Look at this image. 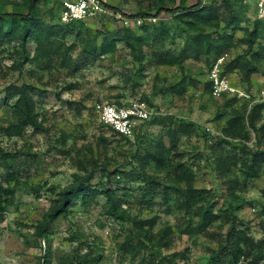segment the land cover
Segmentation results:
<instances>
[{"label": "rangeland", "instance_id": "rangeland-1", "mask_svg": "<svg viewBox=\"0 0 264 264\" xmlns=\"http://www.w3.org/2000/svg\"><path fill=\"white\" fill-rule=\"evenodd\" d=\"M217 1L103 0L107 12L69 25L71 32L60 33L46 45L30 41L27 46L34 59L25 64L20 37L9 41L0 35V127L15 121V98L6 101V89L23 84L33 87L44 126L41 132L32 127L12 135L0 131V146L10 154L0 159V178L15 188L0 214V264H76L77 252L97 259V264H264V162L250 175L248 156L264 152V112L256 127L245 116L249 103L264 88V61H254L260 71L249 80L241 69L230 73L249 98L213 97L207 89L209 69L220 53H208L206 44L196 53L187 41L196 33L217 38L224 23L216 30L197 21L192 26L189 19L177 17L185 9L174 12L177 7ZM233 3L238 15L256 20L251 8L238 0ZM62 5L63 0H40V22L63 25ZM159 8H163L160 20L153 25H166L169 37L129 46L125 29L130 27L136 36L145 33L141 26L123 25L116 14H155ZM0 9L28 12L25 0H0ZM243 34L237 31L221 51L229 54V61L252 58L241 41ZM105 36L115 39V50L91 54ZM260 40L264 43V28ZM145 96H150L155 114L141 141L127 142L99 120V104H122ZM237 112L244 117L237 120ZM232 120L240 130L237 137L225 132ZM179 164L193 175L195 187L211 190L207 202H214L219 219L205 233H183L192 230L199 217L177 201V186H187L174 173ZM144 174L157 180L153 197L143 195ZM77 177L98 189L104 187L101 184L112 185L125 215L148 223L135 226L129 218L110 217L106 196L100 193L95 198L78 197L69 212L38 236L37 226L56 204L59 192ZM167 227L172 232L164 244L146 238H160ZM231 228L251 239L247 256L239 261L218 254ZM128 240L133 246L143 240L147 246L128 251ZM215 255L219 260L213 259Z\"/></svg>", "mask_w": 264, "mask_h": 264}, {"label": "trees", "instance_id": "trees-1", "mask_svg": "<svg viewBox=\"0 0 264 264\" xmlns=\"http://www.w3.org/2000/svg\"><path fill=\"white\" fill-rule=\"evenodd\" d=\"M39 1L40 0H25L26 7L28 8L27 13L19 11L12 13L2 12L0 9V35H2V39L7 38L9 41L14 40L17 36L20 37V39L22 40L21 44L23 46V50L21 52L22 64H25L34 59V57H31V52L27 46L30 41L46 45L52 39L56 38L60 33H64L65 31L71 32L69 25L77 21H82L76 20L70 23L62 22L63 25L65 24L66 26L50 25L44 22H40ZM238 1H240L241 4L245 6V8H248V5L242 2V0ZM110 9L114 10L115 12L117 11V8ZM162 9L163 8H159V10L155 14L141 12L134 14L131 17H142L148 15L158 16L160 13H162ZM184 9L185 11L181 14H178L177 17L181 19H189L188 22L192 26H194V21H197L202 25L216 30L221 28L222 24L224 23V26L222 28L223 30L217 38H213L210 33H202L203 35L196 33L197 35H193L192 38L187 41L189 42L188 45L190 49H192L196 53H199L202 49L205 48L203 45L206 44L208 53H220V56L221 54L225 53H221V51L226 45L231 44L236 32L243 31L244 34L241 41L248 45L249 52L252 54V58L243 57V59H241V57H237L234 60L226 63L224 72L226 74H230L234 70L241 69L245 73L246 79L249 80L253 73H257L260 71V68L255 64L254 61H264V43H262L260 40L261 34L263 33L264 22L257 19L252 21L250 20V18H247L248 16L246 15H238L235 11L233 0H219L210 5H202L201 2H198L197 4H193L190 7H177L174 12H180ZM129 28L130 27L124 30L126 43L134 48L136 47V45L143 46L146 43L149 44L151 38L153 39V42L156 43V41L158 40L163 41L164 39L169 37V30L167 26L163 24L159 27H154L153 23L143 24L140 29H142L145 34H143L142 36H136L133 30ZM152 36H156V38L154 39ZM256 44H258L257 48L254 49ZM97 47L98 46H96L92 50L91 54H107L115 50L116 41L115 39H111L110 36H105L104 42L101 44V47L98 50ZM166 56L170 57L172 55L167 53ZM219 56H217L214 60H216ZM169 62H171V60H169ZM207 89L213 96L212 82L210 79L207 82ZM12 98H15L12 107V113L15 116V121L9 122L7 126H1L0 131L2 133H7L10 135L14 133H20L26 127H32L37 132L44 131V126L39 120L38 114L36 112L35 100L33 97V87L29 84L9 86L6 89V101ZM223 98H228L235 101L240 100L234 96H223ZM142 99L145 100L150 107H152L149 100L150 96H145ZM263 112L264 103H257L249 108V111H247V114L245 116H248V119L250 118L251 125L256 127L257 120ZM235 116L237 117V120L244 117V115H242L240 112H237ZM149 121L153 122V118L148 120L143 125V131L138 133L135 142L141 141L143 132L145 131L146 125ZM238 131L240 130L238 126H235V121H229L227 127L225 128V132L232 137H237L239 135ZM118 135L127 142H133L120 134ZM9 156L10 154L6 153L5 150L0 146V159L8 158ZM248 156L251 162V175V173L256 172L259 163L264 162V152H249ZM157 158H160V156L158 155ZM160 161H163V159H160ZM174 173L177 176L178 182H185L187 184L186 187L177 186V201L180 202L181 207H184L188 210V213H191L192 211L196 216L199 217V220L197 221L196 225L194 224L195 226L193 227V229L186 231L184 230L183 233H205L209 226L219 219V215L214 213V202H207V197L210 194L211 190L207 188L195 187L193 185L195 178L181 164L177 165ZM142 179L143 180L141 181V185L144 188V197H153L156 192L153 188V182H156L157 180L147 174L142 175ZM101 185L102 187H104L102 189H98L96 187H92V185H90V182L86 184L80 177L75 178L73 183L63 188L59 192V197L56 201V204L53 205L52 209L46 214L44 220L37 226V235L44 236L51 227L52 223L58 217L70 211V207L74 204L75 200L78 197H82L83 199H88L90 197L95 198L100 193H103L106 196V213L110 217L124 220L129 218L131 221H133V224L135 226H138L139 223L145 224L147 222L141 219H134L129 214L125 215L126 212L122 208V199L117 194L116 188H113V186L110 184L107 186H105L104 184ZM14 191L15 188H10L0 178V214H2L6 210V205L9 203L8 197ZM165 201H168V197L165 198ZM204 202L205 204H201ZM192 206H195L194 210H190ZM231 216L232 221L235 223L237 218L233 212H231ZM171 232L172 228L167 227L166 229H164V232L160 238H155L151 235H147L146 238L152 242L155 241L157 244H164L165 237L171 234ZM250 243L251 239L247 237L245 233L237 230L236 228H231L225 234L223 242L220 243L218 254L224 253L228 257H232L233 260L239 261L241 258H245V256H247L248 252L246 251V246ZM127 244L125 245V249L128 251L135 250V252L141 251L147 246L143 240H139L137 246H133L130 240L127 241ZM75 255L77 261L76 264H97L98 260L93 258L89 259V255L84 254L82 256L78 252ZM219 256L220 255H215L213 256V259L219 260ZM81 257L83 258V260L80 259Z\"/></svg>", "mask_w": 264, "mask_h": 264}, {"label": "built area", "instance_id": "built-area-1", "mask_svg": "<svg viewBox=\"0 0 264 264\" xmlns=\"http://www.w3.org/2000/svg\"><path fill=\"white\" fill-rule=\"evenodd\" d=\"M254 12L255 19L264 22V0H242ZM103 0H63L61 10V21L70 23L76 20H85L97 14L107 12ZM123 25H137L157 23L158 16L131 17L116 14ZM229 61L227 52L221 54L211 64L209 69V79L212 82V94L215 97L234 96L238 99H246L250 94L237 84L230 74L224 72V67ZM264 103V88L258 92V98L250 102L251 108L254 104ZM99 120L106 126L111 127L118 134L135 142L138 133L142 132L143 125L150 120L155 111L148 103L141 99L129 102L103 103L97 106Z\"/></svg>", "mask_w": 264, "mask_h": 264}]
</instances>
